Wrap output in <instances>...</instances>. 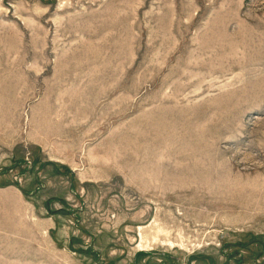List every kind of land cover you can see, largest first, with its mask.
Segmentation results:
<instances>
[{
    "label": "rangeland",
    "instance_id": "obj_1",
    "mask_svg": "<svg viewBox=\"0 0 264 264\" xmlns=\"http://www.w3.org/2000/svg\"><path fill=\"white\" fill-rule=\"evenodd\" d=\"M0 264H264V0H0Z\"/></svg>",
    "mask_w": 264,
    "mask_h": 264
},
{
    "label": "bare ground",
    "instance_id": "obj_2",
    "mask_svg": "<svg viewBox=\"0 0 264 264\" xmlns=\"http://www.w3.org/2000/svg\"><path fill=\"white\" fill-rule=\"evenodd\" d=\"M218 186V185H217Z\"/></svg>",
    "mask_w": 264,
    "mask_h": 264
}]
</instances>
